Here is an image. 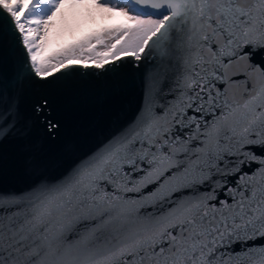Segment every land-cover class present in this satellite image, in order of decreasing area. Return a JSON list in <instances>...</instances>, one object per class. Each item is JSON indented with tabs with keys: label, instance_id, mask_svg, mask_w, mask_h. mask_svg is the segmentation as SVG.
Returning a JSON list of instances; mask_svg holds the SVG:
<instances>
[{
	"label": "snow or ice",
	"instance_id": "6c2138e0",
	"mask_svg": "<svg viewBox=\"0 0 264 264\" xmlns=\"http://www.w3.org/2000/svg\"><path fill=\"white\" fill-rule=\"evenodd\" d=\"M3 46L0 139L26 84L148 68L130 122L0 195V264H264V0H0Z\"/></svg>",
	"mask_w": 264,
	"mask_h": 264
},
{
	"label": "water",
	"instance_id": "95a60500",
	"mask_svg": "<svg viewBox=\"0 0 264 264\" xmlns=\"http://www.w3.org/2000/svg\"><path fill=\"white\" fill-rule=\"evenodd\" d=\"M9 53L0 47V68L7 71ZM102 73L76 68L67 77L26 84L18 95L20 122L14 135L0 139V195L21 193L42 176L62 175L106 137L130 122L144 96L148 62ZM46 99L42 111L34 105ZM48 120L58 122L54 138Z\"/></svg>",
	"mask_w": 264,
	"mask_h": 264
},
{
	"label": "rangeland",
	"instance_id": "374dc122",
	"mask_svg": "<svg viewBox=\"0 0 264 264\" xmlns=\"http://www.w3.org/2000/svg\"><path fill=\"white\" fill-rule=\"evenodd\" d=\"M96 25L88 22L83 23L81 27L75 31L74 35H70L68 32H61L58 29H54L52 35L49 37L48 52H53L59 48H62L74 38L83 36L85 33L93 30Z\"/></svg>",
	"mask_w": 264,
	"mask_h": 264
}]
</instances>
